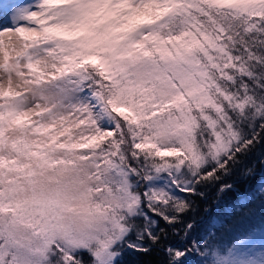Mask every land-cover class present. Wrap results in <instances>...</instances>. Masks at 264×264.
I'll use <instances>...</instances> for the list:
<instances>
[{"label": "snow or ice", "instance_id": "obj_1", "mask_svg": "<svg viewBox=\"0 0 264 264\" xmlns=\"http://www.w3.org/2000/svg\"><path fill=\"white\" fill-rule=\"evenodd\" d=\"M260 148L264 0H0V264H264L185 219Z\"/></svg>", "mask_w": 264, "mask_h": 264}, {"label": "trees", "instance_id": "obj_2", "mask_svg": "<svg viewBox=\"0 0 264 264\" xmlns=\"http://www.w3.org/2000/svg\"><path fill=\"white\" fill-rule=\"evenodd\" d=\"M264 148L257 149L248 157L242 168L251 166L253 174L243 176L241 171L225 178L224 182L233 185L231 191L219 193V185L201 188L204 196H193V210L186 220L195 222L194 235L209 231L216 233L217 242L230 245L241 235L261 233L264 229V195L258 189H264V163L261 154ZM175 241L176 237H169ZM163 256L157 250L150 254L127 251L121 264H160Z\"/></svg>", "mask_w": 264, "mask_h": 264}, {"label": "rangeland", "instance_id": "obj_3", "mask_svg": "<svg viewBox=\"0 0 264 264\" xmlns=\"http://www.w3.org/2000/svg\"><path fill=\"white\" fill-rule=\"evenodd\" d=\"M251 234H253V233H251ZM249 235H250V234H249ZM260 235H261V233L256 234V238H257V240L259 239ZM237 239H239V238H236L235 240H233L232 243L236 242Z\"/></svg>", "mask_w": 264, "mask_h": 264}]
</instances>
